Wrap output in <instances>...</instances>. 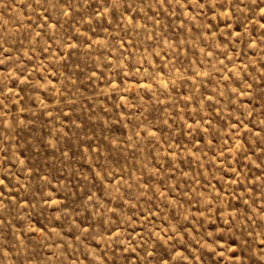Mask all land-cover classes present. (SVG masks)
Listing matches in <instances>:
<instances>
[{
	"label": "rangeland",
	"instance_id": "1",
	"mask_svg": "<svg viewBox=\"0 0 264 264\" xmlns=\"http://www.w3.org/2000/svg\"><path fill=\"white\" fill-rule=\"evenodd\" d=\"M0 264H264V0H0Z\"/></svg>",
	"mask_w": 264,
	"mask_h": 264
}]
</instances>
